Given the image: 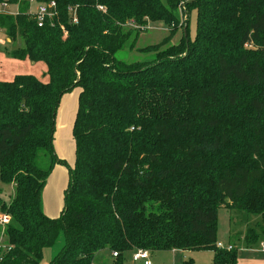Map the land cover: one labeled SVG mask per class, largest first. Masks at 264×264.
I'll list each match as a JSON object with an SVG mask.
<instances>
[{"label": "trees", "instance_id": "16d2710c", "mask_svg": "<svg viewBox=\"0 0 264 264\" xmlns=\"http://www.w3.org/2000/svg\"><path fill=\"white\" fill-rule=\"evenodd\" d=\"M55 1L59 15L40 27L27 0H0L18 7L0 13L6 44L22 41L11 56L44 62L49 78L0 80V181L13 189L0 195L10 217L0 264H39L61 232L48 264H95L104 249L107 264L137 250H211V264H238L237 247L218 248L217 225L220 208L259 215L262 232L244 239L252 247L264 237V0ZM179 6L187 18L196 11L197 33L167 46ZM152 22L175 25L140 49L154 58L118 59ZM76 87V162L50 217L43 190L64 164L56 117Z\"/></svg>", "mask_w": 264, "mask_h": 264}, {"label": "rangeland", "instance_id": "374dc122", "mask_svg": "<svg viewBox=\"0 0 264 264\" xmlns=\"http://www.w3.org/2000/svg\"><path fill=\"white\" fill-rule=\"evenodd\" d=\"M168 4V0H162ZM182 8L186 9V0L180 2ZM0 6V10H1ZM11 11H17L16 5H11ZM180 16V23L174 33V38L167 46L178 44L187 33L190 40H194L197 33V14L193 11L187 18L185 10L177 9ZM174 24L167 25L164 22H152L137 38L134 49L125 48L116 53L120 60L134 62H148L154 58L155 52L140 51L141 48L161 43L173 30ZM187 29V32H186ZM186 32V33H185ZM1 36H5L4 33ZM7 38V37H6ZM22 44L21 40L14 43L0 45V80H11L17 74H30L36 76L43 82L48 81L47 65L44 62H32L28 60H19L11 56V50ZM166 46L162 47V50ZM81 89L74 88L71 92L62 97L60 107L56 117V131L54 138V148L57 156L64 161V164L56 162L47 179L43 190L42 206L44 212L50 217H56L60 214L64 206L65 191L70 183L71 170L76 162V141L73 135V126L78 111V100ZM47 165V163L43 164ZM15 191V189H14ZM0 195L8 199L9 194L13 193L11 185L0 181ZM1 216V215H0ZM261 217L259 215H248L242 211H231L226 208H220L218 215V241L225 245L233 242L238 248V264H264V249L261 243L264 237L257 245L248 247L245 243L244 234L250 228L261 233ZM5 236L1 237L0 249L6 245L3 242ZM262 241V242H261ZM261 242V243H260ZM64 245V233L61 232L56 243L45 248L42 259L39 264H48L51 259L61 250ZM134 251H128L123 255L125 264H144V260L135 262L133 260ZM150 260L153 264H211L213 254L211 250L203 251H181L174 253L172 251H158L150 253ZM112 252L104 249L97 253L95 264L104 262L110 263ZM192 259V260H191Z\"/></svg>", "mask_w": 264, "mask_h": 264}, {"label": "built area", "instance_id": "2783aa9c", "mask_svg": "<svg viewBox=\"0 0 264 264\" xmlns=\"http://www.w3.org/2000/svg\"><path fill=\"white\" fill-rule=\"evenodd\" d=\"M30 4V13L33 15L40 27H43L48 21H52L53 18H56L59 15V9L58 4L55 0H52L50 2H39L38 0H27ZM182 5V4H181ZM2 8L0 10L1 12H7L10 14H16L17 11H11L10 7L11 5L8 3H3L0 5ZM17 6V5H16ZM100 9H103V7H100ZM74 22H77L76 16H74ZM3 31L0 29V45H5L8 40L6 37L1 36ZM10 217L6 215L0 216V224L5 226L9 224ZM218 248L221 249H233V245H225L223 243L217 242ZM262 248L264 249V242L261 243ZM114 256H117L116 253L113 254ZM133 260L135 262H138L140 260H144L145 264H152L150 261V254L145 250H137L133 253Z\"/></svg>", "mask_w": 264, "mask_h": 264}, {"label": "crops", "instance_id": "0c3cea01", "mask_svg": "<svg viewBox=\"0 0 264 264\" xmlns=\"http://www.w3.org/2000/svg\"><path fill=\"white\" fill-rule=\"evenodd\" d=\"M7 40L8 41H10L8 38H7ZM28 60V59H27ZM29 61V60H28ZM219 242V241H218ZM220 243H223L222 241H220ZM224 244V243H223ZM227 245H234L235 246V244L232 242H229V244H227ZM264 251V250H263ZM172 252H174V253H181V250H174V251H172ZM212 254H213V256H214V252L212 251ZM151 258V257H150ZM192 260V259H191ZM151 261V260H150ZM239 262V261H238ZM152 263V262H151ZM144 264H145V261H144ZM153 264V263H152Z\"/></svg>", "mask_w": 264, "mask_h": 264}]
</instances>
